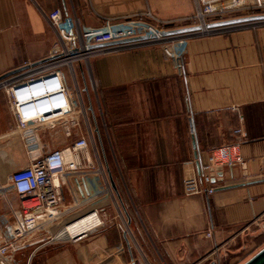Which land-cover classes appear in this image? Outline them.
I'll use <instances>...</instances> for the list:
<instances>
[{
  "label": "crops",
  "instance_id": "1",
  "mask_svg": "<svg viewBox=\"0 0 264 264\" xmlns=\"http://www.w3.org/2000/svg\"><path fill=\"white\" fill-rule=\"evenodd\" d=\"M74 1L90 26L146 9L170 19L196 10L195 0ZM57 8L65 11L64 0H0V82L49 56L58 36L46 14ZM173 26L184 28L182 22ZM189 33H180L187 38L179 61L160 46L97 57V109L91 81L78 68L92 134L83 130L98 146L80 153L82 170L63 183L65 205L72 208L60 225L94 208L105 223L76 241H43L31 264H130L140 249L152 264H196L199 253L233 234L264 227V25ZM14 125L10 97L0 89L1 224L19 206L7 177L28 161ZM237 128L246 136L235 134ZM77 134L73 128L68 135L62 124L43 126L37 140L54 150ZM235 144L244 160L217 172L215 193L186 195L185 177L199 176L198 163L211 161V149Z\"/></svg>",
  "mask_w": 264,
  "mask_h": 264
},
{
  "label": "built area",
  "instance_id": "2",
  "mask_svg": "<svg viewBox=\"0 0 264 264\" xmlns=\"http://www.w3.org/2000/svg\"><path fill=\"white\" fill-rule=\"evenodd\" d=\"M64 3L65 11L57 8L46 14L58 36L49 56L39 65L26 64L30 68L24 73L0 82V89H5L10 97L15 120L12 134L17 135L28 149L27 163L7 177L8 184L19 197V206L12 212L9 221L0 223V264H21L18 257L22 253L26 254L24 264H31L37 246L43 241H76L105 223L99 209L94 208L60 225L72 208L65 205L63 183L82 170L79 155L81 152L87 155L90 147L89 138L83 134L82 118L92 134L88 109L83 103V88L78 72L80 66L85 68L82 70L90 79L92 89L97 91L92 73L93 62L99 56L154 46L158 41L165 40L164 54L179 61L187 37L164 34L176 29L173 25L177 22H182L184 27H200L188 35L223 33L264 25V19H261L209 26L264 15V0H195L194 13L179 19H163L151 9H146L120 20L107 18L97 26L82 21L76 1L64 0ZM62 68L67 69L75 91L69 90ZM57 124H62L68 135H72L75 128L82 136L63 148L42 149L37 140L38 129ZM234 133L246 136L241 128L235 129ZM211 153V161L201 167L199 176L185 177L186 195L214 194L217 188L214 179L219 171L217 167H233L244 160L238 144L213 147ZM96 170L103 172L101 168ZM104 190L111 191V187ZM79 222L84 225L78 233L67 238L58 236ZM258 226L264 228L261 224ZM207 235L211 236L212 232L208 231ZM218 249L221 248H214L209 256L217 253ZM202 261L201 258L196 264ZM130 264L152 263L140 249V255Z\"/></svg>",
  "mask_w": 264,
  "mask_h": 264
},
{
  "label": "rangeland",
  "instance_id": "3",
  "mask_svg": "<svg viewBox=\"0 0 264 264\" xmlns=\"http://www.w3.org/2000/svg\"><path fill=\"white\" fill-rule=\"evenodd\" d=\"M77 5V1H76ZM78 6V5H77ZM79 10V8H77ZM80 12V11H79ZM159 17V16H158ZM161 18V17H160ZM163 19H170V18H163ZM154 46H160L162 49L165 46V40H160L158 43H156ZM85 69V68H84ZM81 78V74L79 76V79ZM70 83L68 84V88L71 92L75 91L74 84L72 79L69 77ZM92 79L95 81V75L92 73ZM82 80V79H81ZM81 82V81H80ZM92 92V101L91 105L95 109L98 108V102L96 100V94L95 91L91 89ZM83 92V103L86 107L89 105V97L84 96ZM81 125L84 128L85 121L82 118ZM85 134V132H83ZM90 141V146H94L95 148L98 146V141L96 136H88V134H85ZM80 136H82L81 133H78L77 135H74V141L77 140ZM47 138H50L47 137ZM13 172V171H12ZM19 199V197H18ZM260 228L257 224H254L246 234L239 231L240 236H230V238H227L225 241L215 244L212 248H208L207 250L202 251L199 253V260L202 258L203 261L200 264H243L245 261H247L249 258H251L255 253H257L260 249L264 247V229L262 230L263 234H255L256 230H253L255 228ZM225 244V246H223ZM221 248L217 250V253H215L212 256H209V254L213 251L215 248ZM140 255V252H139ZM26 259V254H20L18 257V260L21 264H24ZM161 263V262H159Z\"/></svg>",
  "mask_w": 264,
  "mask_h": 264
},
{
  "label": "water",
  "instance_id": "4",
  "mask_svg": "<svg viewBox=\"0 0 264 264\" xmlns=\"http://www.w3.org/2000/svg\"><path fill=\"white\" fill-rule=\"evenodd\" d=\"M261 19H264L263 14L227 20V21H223V22H219V23H215V24H210L209 26L225 25V24H232V23H236V22L261 20ZM199 28H200L199 26L184 27V28H180V29H174V30L166 31L164 34L165 35H172V34L193 32V31L199 30ZM222 168L223 167H221V166L217 167L218 170H221ZM198 170H199V173H201V166L199 163H198ZM214 181H215V179H214ZM112 186L115 188L113 181H112ZM243 264H264V247L262 249H260L257 253H255L247 261H245Z\"/></svg>",
  "mask_w": 264,
  "mask_h": 264
},
{
  "label": "bare ground",
  "instance_id": "5",
  "mask_svg": "<svg viewBox=\"0 0 264 264\" xmlns=\"http://www.w3.org/2000/svg\"><path fill=\"white\" fill-rule=\"evenodd\" d=\"M82 225H84L83 222L76 223L74 225H71L68 229L63 230L58 234L59 237L67 238L70 237L80 231V228H82ZM84 227V226H83ZM82 230V229H81Z\"/></svg>",
  "mask_w": 264,
  "mask_h": 264
}]
</instances>
